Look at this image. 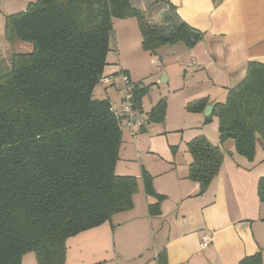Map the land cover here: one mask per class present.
I'll return each instance as SVG.
<instances>
[{
  "label": "trees",
  "instance_id": "16d2710c",
  "mask_svg": "<svg viewBox=\"0 0 264 264\" xmlns=\"http://www.w3.org/2000/svg\"><path fill=\"white\" fill-rule=\"evenodd\" d=\"M128 17L138 18L143 48L152 54L162 44L182 40L191 47L202 37L184 21L170 33L151 25L131 0H35L6 16L5 39L24 51L0 59V264H22L30 252L37 264H66L71 236L134 207L138 178L115 171L124 129L110 100L94 96L108 65L115 19ZM149 88L137 82V106ZM207 104L200 98L187 109L203 112ZM166 109L162 98L150 121L163 122ZM213 116L221 142L233 140L236 152L252 161L257 141L264 143V63L248 62L246 77L215 103ZM187 145L188 178L203 192L224 152L204 135ZM143 186L156 199L150 213L159 214L165 195L146 170ZM258 193L264 202V177ZM158 264H168L165 250ZM240 264H263L261 254Z\"/></svg>",
  "mask_w": 264,
  "mask_h": 264
},
{
  "label": "crops",
  "instance_id": "0c3cea01",
  "mask_svg": "<svg viewBox=\"0 0 264 264\" xmlns=\"http://www.w3.org/2000/svg\"><path fill=\"white\" fill-rule=\"evenodd\" d=\"M131 1L151 25L170 33L178 21H184L202 37L191 47L182 40L162 44L152 54L143 48L137 17L116 19L121 34L116 41L118 54L130 49L128 42L135 54L151 59L144 69L145 61H126V67L118 68L111 62L104 73L123 68L133 81L150 85L141 108L150 116L165 98V120L148 118L138 141L123 130L115 171L138 178L134 207L71 236L66 264H158L163 250L168 264H240L256 253L264 264V202L258 193L259 180L264 177V143L259 139L254 159H246L236 152L233 140L221 142L219 120L213 116L215 103L224 102L229 89L246 77L248 62L264 63V0ZM94 93L119 105L115 86L100 84ZM200 98H207V105L213 106L210 114L187 109L189 102ZM199 135L224 152L217 175L203 192L198 181L188 178L192 155L187 144ZM143 170L153 176L155 190L165 195L156 215L149 211L156 199L144 190ZM205 238L207 246L201 247ZM27 260L37 264L28 253L22 264Z\"/></svg>",
  "mask_w": 264,
  "mask_h": 264
},
{
  "label": "built area",
  "instance_id": "2783aa9c",
  "mask_svg": "<svg viewBox=\"0 0 264 264\" xmlns=\"http://www.w3.org/2000/svg\"><path fill=\"white\" fill-rule=\"evenodd\" d=\"M152 63L157 66L156 59H153ZM100 84L106 88L115 86L118 90L120 93L119 105L110 100L111 110L119 117L121 127L129 131L133 139L138 141L149 115L136 105L135 89L137 82L133 81L128 72L122 68L118 72L103 74L100 78ZM207 241L205 238L201 243V247H206Z\"/></svg>",
  "mask_w": 264,
  "mask_h": 264
},
{
  "label": "rangeland",
  "instance_id": "374dc122",
  "mask_svg": "<svg viewBox=\"0 0 264 264\" xmlns=\"http://www.w3.org/2000/svg\"><path fill=\"white\" fill-rule=\"evenodd\" d=\"M33 1L35 0H0V59L9 57L10 54L13 52L24 51L23 48H20L19 44L15 46H11L10 43H8V41L5 39V36H4L5 18L7 15H10L12 13L24 11L28 7V5ZM115 21L117 20L115 19ZM118 37H121V34L117 32V26L115 27V24H114V32L111 34V38H110V52L107 58V61H108L107 67L111 65V62L114 63V66L121 65V66L126 67V61H128L130 64L145 61L143 69L145 68V66H148V64L150 63V59H151L150 55L148 59L147 57L145 58L142 57L140 54H135L133 50V44H129L128 42L126 45L130 47V49H128L125 52V54H122V55L118 54V51L116 50V41L118 40ZM131 38L132 40L134 39L133 35L131 36ZM139 38H137V41H139ZM118 66H116V68H118ZM262 148H263L262 145L259 144L258 149L260 153L263 152ZM28 258H32L33 261L35 260L36 262L35 255L33 252L28 253ZM26 264H29L28 260Z\"/></svg>",
  "mask_w": 264,
  "mask_h": 264
},
{
  "label": "water",
  "instance_id": "95a60500",
  "mask_svg": "<svg viewBox=\"0 0 264 264\" xmlns=\"http://www.w3.org/2000/svg\"><path fill=\"white\" fill-rule=\"evenodd\" d=\"M212 109H213L212 105H207L206 108H205V114L206 115L210 114Z\"/></svg>",
  "mask_w": 264,
  "mask_h": 264
}]
</instances>
